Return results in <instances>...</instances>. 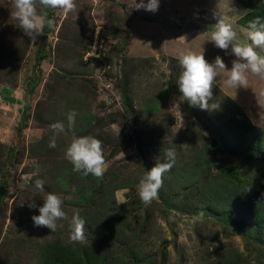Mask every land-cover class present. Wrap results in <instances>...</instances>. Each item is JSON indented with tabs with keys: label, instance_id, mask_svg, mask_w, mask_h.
<instances>
[{
	"label": "rangeland",
	"instance_id": "obj_1",
	"mask_svg": "<svg viewBox=\"0 0 264 264\" xmlns=\"http://www.w3.org/2000/svg\"><path fill=\"white\" fill-rule=\"evenodd\" d=\"M75 3L67 14L40 9L55 26L36 64L41 36L25 35L11 0H0V264H40L45 242H71L68 220L58 221L55 232L33 225L48 193L62 199L69 220L74 210L85 220L87 243L110 248L111 259L121 254L119 264H264V207L257 209L264 203V79L249 73V87L236 89L226 85L227 73L217 77L209 104L219 107L209 110L191 106L178 86L182 52L204 53L209 62L219 55L231 68L235 56L208 40L223 19L234 43H251L249 29L237 23L248 8L235 0H159L154 12L137 9L140 0ZM98 30L101 49L93 44ZM237 105L259 131L243 138L230 132L226 120ZM57 122L64 125L59 135L52 130ZM54 135L56 146L49 147ZM80 136L102 142L109 167L100 179L74 171L65 157ZM169 148L176 162L158 199L145 204L139 182L165 162ZM218 181L234 189L226 191L230 201L215 198ZM86 182L93 199L81 205L76 189ZM117 192L126 204L116 203ZM240 192L243 201L236 199ZM108 196L114 203L106 209ZM26 199L37 207L21 206ZM105 220L120 239L99 240Z\"/></svg>",
	"mask_w": 264,
	"mask_h": 264
},
{
	"label": "clouds",
	"instance_id": "obj_2",
	"mask_svg": "<svg viewBox=\"0 0 264 264\" xmlns=\"http://www.w3.org/2000/svg\"><path fill=\"white\" fill-rule=\"evenodd\" d=\"M11 2V16L18 22V27L24 34L33 41L44 34L46 26L48 28L55 26L54 20L48 18L40 9H62L67 14L76 8L75 0H11ZM134 6L137 9L144 8L154 12L158 10L159 0H148L146 4L144 0H140V3H134ZM248 27L247 36L251 43H234L236 33L223 19L219 20L217 30L209 37L208 41L213 42L216 48L224 50L226 55L235 56L230 69L219 55L214 62H209L204 53L182 52L178 56L179 64L183 69L178 80L179 90L191 106H198L202 110L217 109L219 104L215 102L209 104V100L213 96V87L218 82L217 77L223 79L225 73H227L226 85L236 89L249 87V73L264 79V55L257 51V48L264 49V22L260 17H256L249 21ZM75 116V112L68 114L69 127L74 125ZM52 130L55 135H59L64 131L63 123L53 124ZM55 135L49 147L56 146ZM163 155L166 158L165 162L157 161L139 182L138 195L145 204H151L158 199L164 176L176 162V153L173 149H164ZM65 157L72 163L74 171L82 172L85 176L91 174L97 179L102 178L109 167L102 142L91 136L74 138L65 151ZM36 187L43 188V183L37 180ZM43 200V205L39 207V215L32 216L34 227H46L51 232H55L58 221L68 220L71 227L70 241L86 244L85 220L79 213L74 210L69 220L62 207V199L55 193H48ZM25 202L30 209L37 207L33 199H26L21 206ZM116 203L126 204V200L119 192L116 193Z\"/></svg>",
	"mask_w": 264,
	"mask_h": 264
},
{
	"label": "trees",
	"instance_id": "obj_3",
	"mask_svg": "<svg viewBox=\"0 0 264 264\" xmlns=\"http://www.w3.org/2000/svg\"><path fill=\"white\" fill-rule=\"evenodd\" d=\"M237 3L243 5L244 7L248 8V10L242 14L238 19L237 23L248 28L249 21L254 20L256 17H260L261 21L264 22V0H257L258 2L255 3L254 0H235ZM51 19V18H50ZM49 31V28L46 26L44 28V34L41 35V40L38 45V48L35 52V59L36 64H40V62L46 57V50L44 44L45 34ZM87 117H90V114H87ZM91 119V118H88ZM86 122H90V120H86ZM226 125L228 126L230 132L235 135L236 138H243L251 134L252 132L259 131L257 126H255L247 116L244 109L237 105L232 112V114L227 118ZM6 160V159H5ZM5 161L2 163L0 167V174H4V166ZM230 176V175H229ZM221 177V176H220ZM227 176H223L225 179ZM219 185H215L214 188L216 199H224L226 202L232 199V195L226 193V191L231 192L234 191L230 190L231 186H228V190L225 189L224 186L221 185L222 182H219ZM126 184V183H123ZM236 190V189H235ZM93 191L91 186H89L88 182L83 183L82 187H78L76 189V203L84 205V203L88 200H92ZM105 193L108 194L106 189L104 190ZM244 192H240L239 196L236 197L239 201L244 200ZM2 200V198L0 197ZM114 200L108 196L107 200L104 201V206L106 209L109 207V203ZM226 205V204H224ZM264 207V203L260 202L257 206V209H262ZM256 214H258L255 211ZM107 219L109 215H107ZM106 221L102 224L100 223L99 226V240H105V238L114 237L116 239H120L118 236V231L113 230L111 227H108ZM104 249V250H103ZM110 249V248H109ZM109 249L106 251L105 247L101 248L94 243H86V244H72L71 242L64 241L61 238H53L45 242L43 245L42 250L40 251V264H119L118 261H122L121 254L118 255V259H111V255L109 254ZM110 259V260H108ZM133 264H152L151 261L143 260L139 262H134Z\"/></svg>",
	"mask_w": 264,
	"mask_h": 264
},
{
	"label": "crops",
	"instance_id": "obj_4",
	"mask_svg": "<svg viewBox=\"0 0 264 264\" xmlns=\"http://www.w3.org/2000/svg\"><path fill=\"white\" fill-rule=\"evenodd\" d=\"M246 11H247V10H246ZM189 13H190V12H189ZM169 14H170V11H169ZM183 15H184V13L182 12L178 17L181 18V16H183ZM239 17H240V16H239ZM160 28H161V25H160ZM247 29H248V28H247ZM190 30H191V29H190ZM160 31H162L164 35H166V36L168 35L167 28H165V29L162 28ZM190 33H191V31H188V32L185 33V34L188 35V37H189V34H190ZM169 38L173 39V36H172V35H169ZM143 40H144L145 43H146V44H144V46H147V45H148V44H147L148 42L146 41V39H143ZM177 41H178V40H177ZM149 42H150V41H149ZM149 44H151V43H149ZM162 44L164 45V46H163V47H164L163 49H166V48H165V43H162ZM176 55L178 56V54H174V56H176ZM179 55H180V54H179Z\"/></svg>",
	"mask_w": 264,
	"mask_h": 264
},
{
	"label": "built area",
	"instance_id": "obj_5",
	"mask_svg": "<svg viewBox=\"0 0 264 264\" xmlns=\"http://www.w3.org/2000/svg\"><path fill=\"white\" fill-rule=\"evenodd\" d=\"M102 30V29H101ZM101 30H98L96 33H97V37L98 38H100L98 35H99V33L101 32ZM101 37H103V36H101ZM95 43V46L97 47V48H99V49H101L103 46H104V42L101 40V38H100V40L97 42V40H95V42H94V40H93V44Z\"/></svg>",
	"mask_w": 264,
	"mask_h": 264
}]
</instances>
